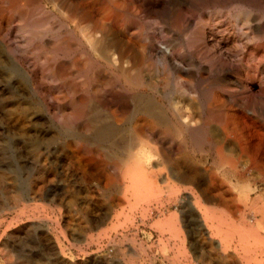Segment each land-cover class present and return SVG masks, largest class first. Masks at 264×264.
I'll return each instance as SVG.
<instances>
[{
  "label": "rangeland",
  "instance_id": "374dc122",
  "mask_svg": "<svg viewBox=\"0 0 264 264\" xmlns=\"http://www.w3.org/2000/svg\"><path fill=\"white\" fill-rule=\"evenodd\" d=\"M14 2V6L9 0L0 3V20L8 22L2 33H8L12 41L20 35L15 39L18 42L22 36L18 26L28 28L24 20H35L34 26L48 25L68 16L69 10L61 4L73 8L86 3ZM216 39V47L212 42L209 46L215 56L222 55V76L229 82H179L189 103L194 104L200 91L206 104H215L213 110H206L205 121L219 128L217 147L225 160L217 158L215 147L206 145L204 163L200 160L186 166L188 179L179 181L170 174L174 166L155 156L143 166L148 175L138 182L143 191L134 196L123 191L130 183L113 173L114 167H122L114 155L120 153L116 147L130 136L128 112L117 105L106 109L109 122L118 130L113 143L75 137L62 129L59 105L51 96L63 90L62 82L41 81L42 89L38 88V81L25 80L22 71L14 69L0 53V264H264V81H256L252 72L246 79L249 81H232L240 76L241 59L246 64L252 62L249 55L231 51L222 33ZM23 65V71L33 78L39 76L34 63L25 59ZM159 82L165 85L166 81ZM244 114L251 118L257 133H250L249 126L241 124ZM149 126L154 131L149 139L158 156L179 152L176 131L156 123ZM224 127L235 132L224 131ZM241 130L246 141L242 155L233 138Z\"/></svg>",
  "mask_w": 264,
  "mask_h": 264
},
{
  "label": "bare ground",
  "instance_id": "6f19581e",
  "mask_svg": "<svg viewBox=\"0 0 264 264\" xmlns=\"http://www.w3.org/2000/svg\"><path fill=\"white\" fill-rule=\"evenodd\" d=\"M83 1L86 3L72 4L73 8H68V5L64 3L61 4L60 7L63 6L69 10L67 11L68 16L63 19H60V16L59 20L56 19L48 25L34 26L35 20H30L31 18L22 20L28 28H24L23 25L18 26V30L22 32L19 42L15 39L20 35L14 36L12 41L8 33H2L4 24H8V22L0 20V53L10 60L12 67L20 69L25 80L38 81L37 86L41 89L43 83L41 81L62 82L63 90H56V95H51L54 102L59 105L57 114L60 117L62 129L75 137H89L93 143H113V137H116L118 130L109 122L110 116L106 109L117 105V109L127 111L131 126L130 136L122 146L116 147L121 150H119L120 153L114 151V155L117 156L122 167H114L113 173L116 177H121L130 183L123 191L125 194L133 196L143 191L138 185V182L144 181L148 175L146 169L143 170V166L149 164L155 156L161 157L163 162L174 166L170 174L179 181L188 179L186 166L197 164L200 160L201 163H204L202 152L206 145L215 147L217 158L222 159L224 155L219 151L221 147H217L219 138H216L220 136L217 135L219 128L214 124L211 125L208 122L207 124L205 121L206 110H213L215 104H206L200 91H197L194 104L189 103L179 81H183V83L184 81H205V84L206 80L229 82V79L222 76L223 67L222 62L220 63L222 55L221 57L215 56L214 48L209 46L212 42L216 47L217 35L222 33L225 35L226 44L231 51L235 50L240 55H249L252 62L246 64L241 59L239 61L240 76L232 81H249L246 79L252 72L255 74L256 81L263 82L264 0ZM0 3H3V0H0ZM9 3L11 6L15 4L14 0H9ZM52 9L51 11H53ZM60 12L62 11L60 10ZM223 51L226 53L225 50ZM25 59L31 61V64L34 63L38 68L40 73L38 77L33 78L32 74L23 71ZM242 75L245 76L244 79ZM100 81L106 82L101 83ZM159 81H166L167 84L165 82V85H160ZM170 81H178V83L172 85ZM179 90L181 91L178 94ZM221 109L223 108L221 107ZM223 112L222 115L225 114ZM249 113H254V110H250ZM240 120L243 126H249L250 133L259 131L253 130L251 118L245 117V114ZM154 123L164 126L167 131L177 132L179 135V149H177L179 152L177 154L167 151L168 153H163L161 156L157 155L155 144H151L149 139L150 136H154V131L149 129V125ZM223 130L235 132L234 129L231 131L226 127ZM243 134L241 130L236 135L234 133V137L232 136L236 145L239 146L240 155H242V151L245 152L243 148L246 141ZM144 138L147 141L143 140ZM240 155L237 156L238 160L242 157ZM223 160L225 159L223 158ZM67 169L69 170V168ZM148 191L150 192V190ZM121 203L124 202L121 201Z\"/></svg>",
  "mask_w": 264,
  "mask_h": 264
},
{
  "label": "built area",
  "instance_id": "2783aa9c",
  "mask_svg": "<svg viewBox=\"0 0 264 264\" xmlns=\"http://www.w3.org/2000/svg\"><path fill=\"white\" fill-rule=\"evenodd\" d=\"M249 221L252 222V221H253V217H250V218H249Z\"/></svg>",
  "mask_w": 264,
  "mask_h": 264
}]
</instances>
